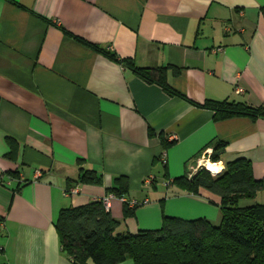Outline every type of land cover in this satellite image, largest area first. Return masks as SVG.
Wrapping results in <instances>:
<instances>
[{
  "label": "crops",
  "instance_id": "obj_1",
  "mask_svg": "<svg viewBox=\"0 0 264 264\" xmlns=\"http://www.w3.org/2000/svg\"><path fill=\"white\" fill-rule=\"evenodd\" d=\"M124 59L162 69L184 97ZM207 100L264 103V0H0V264H75L57 215L110 196L118 176L138 204L125 214L112 194L116 232L157 229L164 216L217 225L219 197L175 178L219 140V168L244 158L263 179L264 117L215 119L195 105ZM79 158L100 183L78 182ZM254 202L263 190L239 204Z\"/></svg>",
  "mask_w": 264,
  "mask_h": 264
},
{
  "label": "trees",
  "instance_id": "obj_2",
  "mask_svg": "<svg viewBox=\"0 0 264 264\" xmlns=\"http://www.w3.org/2000/svg\"><path fill=\"white\" fill-rule=\"evenodd\" d=\"M75 38L115 58L113 53L98 45ZM122 62L147 82L159 84L169 95L184 97L166 82L162 69L137 67L125 59ZM177 72L174 68V73ZM195 105L211 109L215 119L233 115L252 119L264 117V103L256 107L244 102L207 100ZM162 142L167 147L168 143L163 139ZM208 145L212 149L209 159L212 162L221 160L225 144L215 140ZM82 163L83 159H77L78 182L100 183L101 175L94 169L81 167ZM175 182L194 194L204 189L218 196L220 222L214 225L202 217L164 216L157 229L139 230L136 234L116 232L118 222L109 209L104 207L102 200H92L59 211L54 226L62 252L75 264H117L127 258L133 264H264V202L239 204L241 199H253L259 190L264 191V178L253 177L248 160L228 161L216 175L201 168L188 178L186 169ZM124 184L123 177H115L109 191L121 197L127 191ZM134 207L124 203L125 214L131 215Z\"/></svg>",
  "mask_w": 264,
  "mask_h": 264
},
{
  "label": "built area",
  "instance_id": "obj_3",
  "mask_svg": "<svg viewBox=\"0 0 264 264\" xmlns=\"http://www.w3.org/2000/svg\"><path fill=\"white\" fill-rule=\"evenodd\" d=\"M242 89L241 88H238V91L240 92ZM211 153V149L207 148L205 150H203L200 154V156L198 158H196L195 162L194 163H190L188 166H187V170H188V178L191 177L194 173H196L199 169L201 168H206V163L210 162L211 164H215L216 162H212L210 159H209V155ZM208 170V169H207ZM212 175H216L218 173H220L222 171V169H220L219 171H211V170H208ZM152 179L151 178H147L145 180V185H150L152 184ZM78 192V187L76 185L74 186H71L69 188V190L67 191V194L70 195V194H76ZM112 197V194L110 196H107L105 198L102 199V202H103V205L106 209H108L109 207V198ZM121 201L123 203H126L128 205V207H134L136 206L138 203L136 200H127L125 199L123 196L120 197ZM148 200L147 199H144L143 202H147Z\"/></svg>",
  "mask_w": 264,
  "mask_h": 264
},
{
  "label": "bare ground",
  "instance_id": "obj_4",
  "mask_svg": "<svg viewBox=\"0 0 264 264\" xmlns=\"http://www.w3.org/2000/svg\"><path fill=\"white\" fill-rule=\"evenodd\" d=\"M206 168L211 171H219L221 169L217 163L211 164L210 162L206 163Z\"/></svg>",
  "mask_w": 264,
  "mask_h": 264
},
{
  "label": "rangeland",
  "instance_id": "obj_5",
  "mask_svg": "<svg viewBox=\"0 0 264 264\" xmlns=\"http://www.w3.org/2000/svg\"><path fill=\"white\" fill-rule=\"evenodd\" d=\"M204 168V167H203ZM152 190H154V188H152Z\"/></svg>",
  "mask_w": 264,
  "mask_h": 264
}]
</instances>
